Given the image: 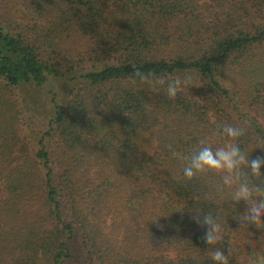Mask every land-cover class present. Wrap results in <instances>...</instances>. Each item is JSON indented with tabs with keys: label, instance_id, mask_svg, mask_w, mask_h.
<instances>
[{
	"label": "trees",
	"instance_id": "16d2710c",
	"mask_svg": "<svg viewBox=\"0 0 264 264\" xmlns=\"http://www.w3.org/2000/svg\"><path fill=\"white\" fill-rule=\"evenodd\" d=\"M137 71L191 84L172 100ZM224 124L264 157V0H0V264H214L196 209L249 264L247 204L168 147Z\"/></svg>",
	"mask_w": 264,
	"mask_h": 264
},
{
	"label": "clouds",
	"instance_id": "9594fccd",
	"mask_svg": "<svg viewBox=\"0 0 264 264\" xmlns=\"http://www.w3.org/2000/svg\"><path fill=\"white\" fill-rule=\"evenodd\" d=\"M135 78L140 83L149 85H163L169 99L174 100L178 93L191 84V78L185 77H164L156 76L152 72L135 73ZM226 139L222 146L213 148L208 138L199 141V146L183 155L169 145L173 157L184 161L183 176L188 181H193L197 177L214 174L220 177L221 184L218 191L223 192L226 188L230 191L231 200L238 204L241 201L247 204V211L235 217L241 227L255 225L258 229L264 230V187L257 186L249 178L248 169L252 177L264 183L261 169L264 167V157L249 159L247 150L242 149L238 143L239 138L245 134V129L239 126L224 124L221 132ZM264 148V147H261ZM192 219L197 225L205 228L202 240L209 246V258L214 264H230L229 256L222 247H217L224 240V232L220 216L218 213L203 212L201 209L192 211ZM249 264H264V251L256 252L250 256Z\"/></svg>",
	"mask_w": 264,
	"mask_h": 264
},
{
	"label": "rangeland",
	"instance_id": "374dc122",
	"mask_svg": "<svg viewBox=\"0 0 264 264\" xmlns=\"http://www.w3.org/2000/svg\"><path fill=\"white\" fill-rule=\"evenodd\" d=\"M48 99V95L47 94H44V98L41 100L40 99V101H41V103L43 104V106H46V100ZM39 106V105H38Z\"/></svg>",
	"mask_w": 264,
	"mask_h": 264
}]
</instances>
